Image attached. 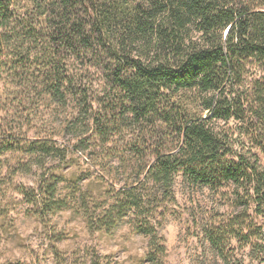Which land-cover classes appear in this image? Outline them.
Masks as SVG:
<instances>
[{
    "label": "trees",
    "instance_id": "16d2710c",
    "mask_svg": "<svg viewBox=\"0 0 264 264\" xmlns=\"http://www.w3.org/2000/svg\"><path fill=\"white\" fill-rule=\"evenodd\" d=\"M23 1L0 0V83L35 65L41 93L68 109L59 131L71 135V151L87 150L88 133L102 143L133 135L127 155L112 154L116 164L135 166L134 176L89 192L98 229L116 230L152 194L173 201L180 177L222 191L229 207L243 206L209 219L206 237L220 255L231 240L264 249V232L248 214L264 216V8L255 0ZM84 61L97 67L94 89L82 83ZM231 119L239 125L235 140L245 138L258 154L234 148L225 127ZM14 133L0 128V165L21 153L36 166L32 197L46 211L61 179L47 161L64 151L52 136ZM111 165L100 163L107 171ZM133 226L148 238L142 261L157 264L165 248L153 223L141 217Z\"/></svg>",
    "mask_w": 264,
    "mask_h": 264
},
{
    "label": "rangeland",
    "instance_id": "374dc122",
    "mask_svg": "<svg viewBox=\"0 0 264 264\" xmlns=\"http://www.w3.org/2000/svg\"><path fill=\"white\" fill-rule=\"evenodd\" d=\"M21 4L27 6L23 0ZM254 5L264 8V0H255ZM64 63H70L68 57ZM25 68L18 78H5L0 83V128L27 138L52 136L64 151V157L47 161V168L53 167L61 179L55 187V198H51L54 203L46 211L39 198L32 197L38 191L40 171L30 166L21 153L3 157L0 264H147L142 260L148 238L137 233L133 226L141 217L153 223L158 233L155 242L164 245V253L157 255V264H264V249H252L245 241L231 240L225 245L223 255L211 246L206 237L209 219L218 214L237 213L243 206L229 207L222 191L218 193L204 185L193 186L180 177L173 185V201L152 194L143 200L142 209L136 213L129 211V221L116 230L98 229L96 220L100 210L96 209L89 192H95L98 184L106 187L112 183L118 187L134 176L135 166L124 164L122 167L116 164L113 155L114 149L127 155L133 135L119 133L110 142L102 143L88 133L87 150L71 151L66 145L71 135L59 131L68 109L44 97L34 72L35 65L24 73ZM80 74L85 77L82 83L86 87H96L99 73L94 63L84 61ZM225 127L233 134L235 149L258 154L245 138L235 140L239 128L235 119ZM146 137L144 142H153ZM101 162L104 165L110 162L111 170L103 169ZM260 163L264 168V158L260 157ZM101 178L107 181L102 183ZM18 188L28 190V195L19 193ZM82 192H88L85 200ZM86 213L91 215L88 217L93 223L87 221ZM248 214L264 232V216H255L250 210Z\"/></svg>",
    "mask_w": 264,
    "mask_h": 264
}]
</instances>
